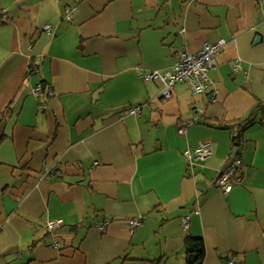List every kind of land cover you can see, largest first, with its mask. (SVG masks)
Wrapping results in <instances>:
<instances>
[{"label": "crops", "instance_id": "1", "mask_svg": "<svg viewBox=\"0 0 264 264\" xmlns=\"http://www.w3.org/2000/svg\"><path fill=\"white\" fill-rule=\"evenodd\" d=\"M0 15V264H264V109L249 117L264 0H0ZM220 40L205 92L164 98L145 78ZM201 142L210 157L188 160Z\"/></svg>", "mask_w": 264, "mask_h": 264}, {"label": "built area", "instance_id": "2", "mask_svg": "<svg viewBox=\"0 0 264 264\" xmlns=\"http://www.w3.org/2000/svg\"><path fill=\"white\" fill-rule=\"evenodd\" d=\"M69 13L70 12L67 11L68 15ZM44 28L47 31L49 30V26L47 25ZM224 45L225 42L223 40H220L216 44L204 45L199 51L195 53H189L187 52V50L182 49L178 51L176 60L170 72L162 75H159L157 72H153L147 75L145 78L151 80L159 78L161 80V82L163 83L161 96L164 98L170 97L173 87H175L178 83L185 84L194 94L205 92L211 86V82L208 78V72L215 67L216 56L218 52L224 47ZM236 69H239L238 64H236V68L234 70ZM40 89V87L36 88L34 90V93H39ZM131 113H133V110L131 111ZM189 123L190 121H185L181 125L179 132L184 133V128ZM211 149L212 147L210 142H201L193 152H186L185 156L188 160H191L193 162L204 161L210 157ZM241 165V159L237 158L228 167V169L221 172L219 177L217 178L215 185L224 194H228L231 191L232 187L240 181ZM50 171L51 170L45 169L43 174L44 177H48ZM141 224L142 222L140 218L130 220V231L140 227ZM188 224L189 215H186L181 218L180 225L183 230L187 231ZM62 225L63 222L61 219L50 220L46 223V228L48 231L54 232ZM53 247L56 249L59 248V243L56 240L53 241ZM234 260V256H230L224 264H234Z\"/></svg>", "mask_w": 264, "mask_h": 264}, {"label": "trees", "instance_id": "3", "mask_svg": "<svg viewBox=\"0 0 264 264\" xmlns=\"http://www.w3.org/2000/svg\"><path fill=\"white\" fill-rule=\"evenodd\" d=\"M1 16V15H0ZM35 70L33 69V67L32 66H30L29 67V74L30 73H33ZM263 109H264V106L263 107H261V106H257V107H255L251 112H250V114H249V117L250 116H252V115H255L256 113H258V112H262L263 113ZM250 119V118H249ZM246 121H248V120H246ZM245 121V122H246ZM245 122H242V123H245ZM250 122V121H249ZM234 139H237L236 137L234 138ZM54 170L52 169L50 172H49V175H54ZM50 177V176H49ZM200 255H201V253H200ZM191 264H200V257L196 260V261H194V262H190ZM151 264H154V263H151Z\"/></svg>", "mask_w": 264, "mask_h": 264}, {"label": "water", "instance_id": "4", "mask_svg": "<svg viewBox=\"0 0 264 264\" xmlns=\"http://www.w3.org/2000/svg\"><path fill=\"white\" fill-rule=\"evenodd\" d=\"M195 246V244H190L189 245V247H191V248H193ZM191 255H190V257L192 258V259H195V257L197 258V256H198V253L197 254H194V252H193V249H191Z\"/></svg>", "mask_w": 264, "mask_h": 264}]
</instances>
